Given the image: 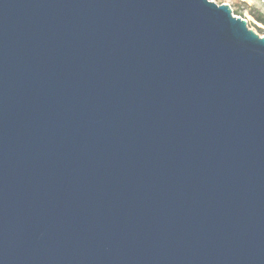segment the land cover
Returning <instances> with one entry per match:
<instances>
[{"label":"water","instance_id":"95a60500","mask_svg":"<svg viewBox=\"0 0 264 264\" xmlns=\"http://www.w3.org/2000/svg\"><path fill=\"white\" fill-rule=\"evenodd\" d=\"M0 264H264V37L209 0H0Z\"/></svg>","mask_w":264,"mask_h":264},{"label":"rangeland","instance_id":"374dc122","mask_svg":"<svg viewBox=\"0 0 264 264\" xmlns=\"http://www.w3.org/2000/svg\"><path fill=\"white\" fill-rule=\"evenodd\" d=\"M237 1V0H234ZM249 3L245 6V9L240 7V5L235 2L233 7V14L236 17H241L243 19H246L248 22V28L261 37H264V26L260 23H258L250 14V9H255L258 12H261L264 15V5L260 3L259 0H248ZM261 30V31H260Z\"/></svg>","mask_w":264,"mask_h":264},{"label":"built area","instance_id":"2783aa9c","mask_svg":"<svg viewBox=\"0 0 264 264\" xmlns=\"http://www.w3.org/2000/svg\"><path fill=\"white\" fill-rule=\"evenodd\" d=\"M259 1H260V3L262 5H264V0H259ZM209 2L215 3L218 6H220V5H228L231 8L232 12L234 11L232 6L235 4V2H237L240 5V7H242L243 9H245V6L249 3L248 0H237V1H234V0H209ZM244 20H246V19H244Z\"/></svg>","mask_w":264,"mask_h":264},{"label":"trees","instance_id":"16d2710c","mask_svg":"<svg viewBox=\"0 0 264 264\" xmlns=\"http://www.w3.org/2000/svg\"><path fill=\"white\" fill-rule=\"evenodd\" d=\"M250 14L258 23L264 26V15L261 12H258L255 9H250Z\"/></svg>","mask_w":264,"mask_h":264}]
</instances>
